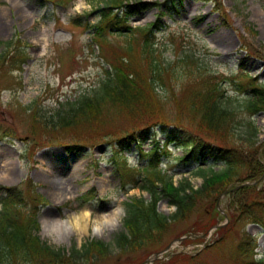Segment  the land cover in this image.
Instances as JSON below:
<instances>
[{"label":"rangeland","instance_id":"374dc122","mask_svg":"<svg viewBox=\"0 0 264 264\" xmlns=\"http://www.w3.org/2000/svg\"><path fill=\"white\" fill-rule=\"evenodd\" d=\"M126 1L134 6L124 9L125 12L133 13L128 25L141 27L157 19L158 8L153 2L164 0ZM54 2L51 0H0V42L18 37V41H23L27 45L29 55L23 66L24 71L19 73L20 75L15 72L16 75L22 76L24 83L22 90L18 82L14 81V74L0 70V123L9 129L14 128L18 136L17 139L11 137L0 139V186L23 184L27 177L36 184L35 191L47 200L37 212V221L40 225L38 235L47 244L57 248L63 247L67 253L73 246L78 249L90 239L108 244L109 252L106 255L93 253L87 259H79L77 264L139 263L140 259L154 252L150 251V246L136 247L123 252L113 243L115 235L123 230L125 201L134 195H143L147 200L150 199L148 193L139 187L143 183L142 180L138 186H122L118 162L114 159L112 144H118L116 138L121 133L123 135L128 133L127 128L131 120L129 116H115V119L109 122L110 126L114 125L117 128L114 135L108 136L103 141L100 140L93 146H83L79 154L75 152L76 150L67 151L62 145L54 143L52 146L42 148L28 136L32 121L29 120L28 115H23L24 105L37 100L43 113L50 116L58 109L60 102L66 103L76 99L83 92H91L92 87L97 86L103 76L104 70L112 69L107 56L110 52H107V55L102 54L98 43L90 38L91 29L73 28L69 24V21L78 14L82 16V23L89 25L98 21L99 10L104 5V0H67L64 4ZM136 3L139 4L135 5ZM143 3H149V5L142 7ZM220 3L227 14L224 18L214 7V4L220 5ZM116 9L115 7L113 11ZM119 13L121 14L122 11ZM202 16L204 18L198 21L197 18ZM159 20L164 26L154 33L152 39L156 48L161 51L164 61L174 62L177 54L192 51L201 59L203 65L221 76L220 74L229 75L236 72L240 60L246 57V70L253 76L257 75L259 81L264 84V61L256 57L250 47L245 48L249 45L264 55V0H218V3L213 0H185L179 14L172 16L165 14ZM175 34L184 36V40H181L180 52L179 49L175 52L169 40V37ZM243 37L247 39V43L243 41ZM110 39V44L113 43L112 47L115 49L118 43H125L123 38ZM0 49H2L1 45ZM222 84L226 88V93L235 95L227 79ZM166 85L160 83L156 85L155 91L158 93V95L155 93L156 101L170 94ZM176 88H179L178 85L175 86ZM163 99L167 101L164 112H161L163 114L157 116L155 112L156 116L149 117L147 125H151L155 117L165 118L171 122L176 118V114L178 115L177 105L170 99ZM148 103L154 106L152 100L149 99ZM181 106L184 107V103H181ZM185 114L184 111L181 115L185 116ZM253 118L259 128L258 137L261 141L264 139V113L257 114ZM144 122L146 123L145 120ZM171 123L167 129H170ZM156 125L162 126L159 122ZM39 132L37 141L49 140L47 132L40 130ZM77 134L81 137L86 134V131L82 129L75 133L65 131L59 134V139L62 142L72 141ZM163 140L164 136L160 130L158 134L151 135L142 149L145 152L150 151L156 146V142L157 146L163 148ZM124 154L127 157V164L144 163L138 156L135 145H132ZM183 154V149L172 144L161 157L159 166L167 170L175 182L187 179L194 187H199L202 177L209 174L210 168L212 171H218L223 167V164L209 159L205 164H200L202 172H199L180 161ZM74 165L78 172L74 177H70L68 169ZM51 176L55 178V185L47 181V177L50 180ZM65 188L71 191L72 197L64 202L55 201L54 192ZM211 200L196 201L189 218L171 221L163 232L164 235L160 236L159 245L164 244L175 234L190 231L197 218V212L204 209ZM221 201L223 206L229 203L228 207L220 206L224 208L225 213H230L235 205L231 195L222 197ZM157 208L167 216L174 211V206L168 203V197H163L158 202ZM84 210L91 214V223L84 233L71 231L56 235L48 231L44 225V218L47 215L66 220L69 214L77 215ZM114 212L116 214L113 216L112 225L102 224L99 229H96L92 223L95 215L104 217ZM239 228H244L247 233L256 238L255 258H263L264 224L246 223L242 219ZM215 238L213 235L207 240L201 238V242L188 244L174 242L173 247L163 254L168 256L156 259L153 264H166L173 254L175 256L181 253L196 255L199 252L201 253L193 260L179 256L180 258H175L172 264H241L234 262L235 254L229 248L231 243L234 244L238 240L235 237L230 239L231 243L225 244L221 250L203 251V248L212 244ZM19 264L23 263L19 262Z\"/></svg>","mask_w":264,"mask_h":264},{"label":"trees","instance_id":"16d2710c","mask_svg":"<svg viewBox=\"0 0 264 264\" xmlns=\"http://www.w3.org/2000/svg\"><path fill=\"white\" fill-rule=\"evenodd\" d=\"M104 2L100 8L99 21L91 25L94 30L92 38L99 43L101 52H110L107 56L112 69L105 71L89 94H81L72 101L60 104L50 116L43 113L37 100L24 105L23 115H28L32 121L28 136L39 146L54 143L64 145L67 150L76 147L79 150L113 136L117 128L110 126L109 122L115 116H129L128 133L117 136L118 144L113 143L114 154L119 161L123 181L137 184V174L144 172L145 185L142 189L148 192L150 199L133 196L125 202L123 230L113 239L114 246L120 251L141 246H150V251L158 250L163 245H159L160 236L164 235L171 221L189 218L196 201L212 199L204 209L197 212L191 228L193 232H206L221 219L215 201L234 182L261 178L258 190L250 185L235 192V205L229 214L231 222L216 230L220 236L219 241L225 242L242 219L244 222L262 223L264 141L256 144L258 128L253 119L245 115L264 112V85L244 71V62L240 63L238 74L219 76L205 67L192 52H182V55L175 57L174 62L164 61L162 53L155 48L151 39L153 29L159 27V20L145 27L132 28L127 25L131 11H122V16L119 11H113L115 7L121 9L132 6L124 4V0ZM183 2L165 0L154 4L166 9H160L161 15H171L179 12ZM75 22L79 23V20L75 19ZM110 36H122L125 43H118L115 49L113 43L110 44ZM24 60L25 55L7 42L5 50L0 52V70H20ZM225 79L230 80L237 93L243 94L240 100L227 96L222 84ZM158 83L167 84L170 94L156 101L155 93H158L155 89ZM176 85L179 88L175 89ZM163 98L177 105L178 115L172 123L165 118L155 117L151 125H147L149 117L163 114L161 112H164L167 105ZM149 99L154 102V106L148 103ZM181 103H184V107ZM184 111L186 114L182 116ZM158 122L162 124L166 143L174 142L185 148L181 161L189 163L209 157L224 163V168L204 176L200 188L195 189L186 179L179 180L175 185L171 176L162 173L156 165L160 156L158 148L154 147L151 153H143L140 149L151 135L150 126ZM170 123L172 126L167 129ZM81 129L86 131L81 137L77 134L75 139L68 142L59 139L60 133H75ZM39 130L47 132L49 140L37 141ZM2 132L3 136H17L14 128L5 127ZM131 144L137 145L141 156L148 157L145 166L140 168L126 165L125 157H121V154ZM1 190L0 264H77L79 259H87L93 253L106 255L109 252L108 244L98 240H90L78 249L73 246L70 253L64 248L47 244L37 234V205L44 201V197L35 191V184L27 179L19 186H3ZM161 197H168L176 206L175 212L169 217L157 211L156 203ZM253 247V238L243 233L234 250V262L264 264V259L259 262L252 260ZM187 259L193 260L192 257Z\"/></svg>","mask_w":264,"mask_h":264},{"label":"bare ground","instance_id":"6f19581e","mask_svg":"<svg viewBox=\"0 0 264 264\" xmlns=\"http://www.w3.org/2000/svg\"><path fill=\"white\" fill-rule=\"evenodd\" d=\"M70 173L69 176L74 177L77 175L78 169L76 166H71L68 169ZM48 176V175H46ZM52 178L49 180L47 177V181L55 185V178L51 176ZM72 193L69 189L65 188L63 190H58L54 192V199L55 201L64 202L65 200L72 197ZM49 196V195H48ZM50 197V196H49ZM114 213H110L109 215H106L104 217H99L97 215L94 216L92 219V223L95 225L96 229H99V227L102 224L112 225L113 223V216H115ZM91 223V214L89 211L84 210L80 214H69L67 216V219L63 220L60 217L57 216H45L44 218V225L47 227L48 231L55 233L56 235L60 234H66L72 232H78V233H84L87 231L89 224Z\"/></svg>","mask_w":264,"mask_h":264},{"label":"water","instance_id":"95a60500","mask_svg":"<svg viewBox=\"0 0 264 264\" xmlns=\"http://www.w3.org/2000/svg\"><path fill=\"white\" fill-rule=\"evenodd\" d=\"M147 261H148V260H147ZM147 261H145V263H146Z\"/></svg>","mask_w":264,"mask_h":264}]
</instances>
